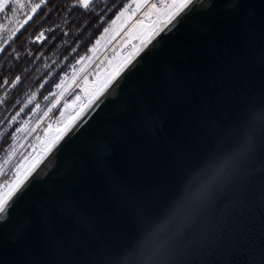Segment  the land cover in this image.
I'll use <instances>...</instances> for the list:
<instances>
[{
  "label": "snow or ice",
  "instance_id": "snow-or-ice-1",
  "mask_svg": "<svg viewBox=\"0 0 264 264\" xmlns=\"http://www.w3.org/2000/svg\"><path fill=\"white\" fill-rule=\"evenodd\" d=\"M194 3L195 0H116L111 7L97 12L95 0H0V13L10 11L12 16L6 18L14 21L8 28L0 24V90L4 91L0 104L11 106L14 112L0 121L10 130L0 134L7 144L6 158L0 162V218L6 215L11 219L18 209L48 202L47 209L37 214L30 228L22 224L0 226V264H264V243L257 245L251 240V220L258 211L264 212V192L257 193L254 185L256 171L264 172V159L252 166L264 154V0H237L228 14L213 11L216 0L195 27L190 24ZM73 13L81 14L83 26L72 44L89 28L99 34L90 44H80L85 48L83 55L79 48H71L76 54L71 57L73 64H65L54 77L46 72L49 79L37 80L41 89L47 85L53 88L44 99L54 98L41 121L61 104L68 80L78 84V70L82 72L86 62L97 59L100 47L107 45L118 29L125 34L121 51L101 63L103 71H98L94 80L85 79L83 94L75 95L71 104H64L55 127L49 125L44 130L43 140L19 155L18 137L27 134L29 123L21 118L40 110L34 101L42 93L32 92L25 100L13 103L15 98L8 99V92L22 83V76L15 70L23 58H44L39 49V55L25 51L23 56L21 49L29 41L42 47L49 39H59L55 35L58 26L44 25L54 15L65 17L67 25V17ZM182 28L185 41L178 47L185 50L182 64L194 80L203 73L194 65L192 42L198 46L200 56L213 51L220 65L221 76L204 75L207 93L193 101L203 120L205 140L191 151H178L162 185L154 186L151 200L145 199L139 186L117 185L118 211L130 215L132 225L130 232L116 240L107 238L105 227L101 229L92 217L64 201L60 206L73 217L75 235L82 237L74 246L51 224L60 203L57 193L39 191L46 199H35L38 191L34 188L43 183L38 169L54 151L65 147L71 151L74 142L109 106L110 89L116 84L123 87L122 82L144 67L145 58L155 52L157 45L179 35ZM64 52L68 53L69 48ZM256 67L261 79L253 85L249 73ZM5 69L11 75H2ZM180 74L177 66L170 79L173 86ZM221 77L237 85L220 87ZM140 107L157 111L146 101ZM81 124L84 127L76 132ZM110 149L111 143L107 142L90 151L97 162L106 163ZM261 223L264 225V216ZM34 234L39 236L38 243Z\"/></svg>",
  "mask_w": 264,
  "mask_h": 264
},
{
  "label": "water",
  "instance_id": "water-1",
  "mask_svg": "<svg viewBox=\"0 0 264 264\" xmlns=\"http://www.w3.org/2000/svg\"><path fill=\"white\" fill-rule=\"evenodd\" d=\"M215 2L195 0L190 24L198 23L209 5ZM236 2L218 0L213 11L216 14L231 13ZM184 33L185 28H182L179 35L168 37L157 45L155 52L145 58L144 67L122 82L123 87L114 85L108 94L109 106L74 142V148L71 151L67 147L54 151L38 169L43 183L34 188L38 191L35 199H46L39 191L57 193L60 203L51 217V224L74 246L80 244L82 237L75 235L77 225L73 217L60 206L64 201L71 208L92 217L101 229L105 227L107 238L116 240L130 232L132 225L130 215L118 211L117 185L139 186L145 199L151 200L154 186L162 185L178 151H191L204 142L203 120L193 101L207 93L204 75L221 76L220 65L213 51L200 56L196 51L198 46L192 42L191 47L196 52L194 65L203 73L200 79L194 80L182 64L185 50L178 47L185 41ZM177 66L181 74L173 86L170 79ZM249 78L253 85H258L260 69L254 68ZM236 85L234 80L220 79V87ZM142 101L157 111L153 113L140 107ZM83 127L81 124L75 131L80 132ZM107 142L111 143L107 162H97L90 150ZM261 159H264V154L258 156L252 166H258ZM254 185L257 193L264 192V172L256 171ZM47 207L48 202L44 201L38 207L18 209L11 219L6 215L0 218V226L10 228L14 224H22L30 228L37 214L43 213ZM262 216L264 212L258 211L251 220V240L257 245L264 243ZM34 241L39 242L37 234H34Z\"/></svg>",
  "mask_w": 264,
  "mask_h": 264
},
{
  "label": "trees",
  "instance_id": "trees-1",
  "mask_svg": "<svg viewBox=\"0 0 264 264\" xmlns=\"http://www.w3.org/2000/svg\"><path fill=\"white\" fill-rule=\"evenodd\" d=\"M127 0H124L126 2ZM116 0H104L99 2L95 0L96 11L100 12L104 10L106 7H111ZM11 17L12 13L8 11L6 14H0V24H2L5 28L11 27L14 24V21L10 22L9 19L6 18ZM111 15V14H109ZM80 13H73L71 17H67L69 23L65 22V17L53 16L48 24H45L44 27L47 28L49 26H58L56 28L55 35L59 37L53 41L49 39L47 43L40 45H33L30 41L25 44L24 49H21V55L23 56L25 51L29 52H39L44 53V58L41 60H36L34 58H23L19 62V68L15 70V74L22 76V83L17 86L15 89H11L8 92V99L15 98L13 103H17L19 101L25 100V97L30 95L32 92L42 93L37 95L34 103L42 101L45 96L49 94L50 91L53 90L51 85H47L45 88L41 89L40 85L37 83L41 77H44V80L49 79V76H45L46 72L49 73L50 76H55V73L61 68L64 67L65 64L71 65L75 61L71 57L76 56L75 53L71 52V48H79V54L83 55L85 52L84 47H80L81 43L90 44V42L94 41L96 36L99 34L98 32H93L92 28H89L82 37L77 41L76 44H72V40L76 38L79 34L80 28L83 26L82 20L80 18ZM102 30V29H101ZM31 32V29H29ZM62 32H68V36H62ZM24 36H28V33H25ZM24 36L21 37V40L24 39ZM90 38V39H89ZM19 43V41H17ZM15 46V45H14ZM69 48V52L65 53L64 49ZM39 52L37 54L39 55ZM69 56L68 60H65L64 57ZM78 58V57H76ZM55 65V66H54ZM12 67L10 62L9 68ZM65 71H68L69 68L65 67ZM2 75H11L8 69H5ZM44 80H40V83H44ZM58 81V77L56 78ZM4 99V91L0 90V100ZM33 105H30L31 108ZM27 111V110H26ZM14 114L13 108L7 104H0V121L4 120L6 117ZM26 115H23L22 118H25ZM18 126V125H16ZM14 131V128L11 129ZM10 131L8 127L4 124H0V134L6 133ZM7 148V144L4 143L2 139H0V155L5 152L4 149Z\"/></svg>",
  "mask_w": 264,
  "mask_h": 264
},
{
  "label": "rangeland",
  "instance_id": "rangeland-1",
  "mask_svg": "<svg viewBox=\"0 0 264 264\" xmlns=\"http://www.w3.org/2000/svg\"><path fill=\"white\" fill-rule=\"evenodd\" d=\"M98 1V0H96ZM104 0H99L102 2ZM127 2V1H126ZM1 14V13H0ZM125 34L121 32V30H117V34L114 37H110L109 43L107 45H102L96 54L97 59L92 62H86L83 66V71L77 72V80L78 84L74 83L71 79L68 80L67 83V91L62 98L61 104L57 105V108H54L51 113H49L48 117H44L41 121V117L45 111H47L50 104L53 103L54 98L49 96L47 100L43 99L42 101L37 102L40 105V110L36 113H32L26 115L25 118H21L22 120L29 121L28 126L26 128L25 133H21L20 137H18L19 144L17 146V152L19 155L26 154V150H31V145H38L41 140L45 137V129L52 125L55 127V122L60 119L61 112L64 111V104H71L72 100L75 99V95H82L84 89L85 79L94 80L98 71H103V68L100 67L101 63L113 56V54H119L121 51V42L124 40ZM69 71V70H68ZM53 91V90H52ZM48 96V95H47ZM36 104V103H34ZM34 104L32 107H34ZM68 111H71L69 108ZM40 121V122H38ZM30 129V130H28ZM6 158V151L0 155V162H2ZM19 156L13 159L12 163L16 162ZM7 165L5 166V170L7 171ZM10 174V173H9Z\"/></svg>",
  "mask_w": 264,
  "mask_h": 264
}]
</instances>
